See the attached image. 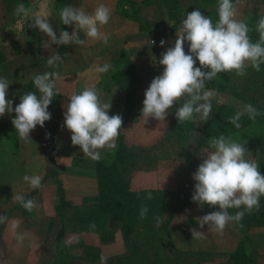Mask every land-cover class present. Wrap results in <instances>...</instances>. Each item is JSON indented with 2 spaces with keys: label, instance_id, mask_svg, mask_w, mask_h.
<instances>
[{
  "label": "crops",
  "instance_id": "obj_1",
  "mask_svg": "<svg viewBox=\"0 0 264 264\" xmlns=\"http://www.w3.org/2000/svg\"><path fill=\"white\" fill-rule=\"evenodd\" d=\"M130 1L139 6L138 14L134 15L133 19L127 18L117 11V0H63L59 8L56 6L57 0H0V77L7 78L10 82L7 98L13 100V107L19 102V96L23 93L36 92L32 77L37 73L44 72V69L40 65L41 63L36 62L33 51L43 48L41 42L47 39L37 29L29 27L30 22L25 23L22 16L16 15L15 9L19 5L23 4L25 7L31 8L34 15L39 18H47L54 30L57 31V35L59 31H68L69 33L72 31L71 27L62 25L59 21V9L65 5L83 7L89 13L100 3L106 4L111 9L109 22L101 28V32L109 37L107 44L100 40H90L81 32L80 38L88 39L85 45H52L51 47L54 50L49 55L58 54L61 57L56 65L51 66L52 71L58 72L60 76L56 82L60 114L54 134L51 132L55 121L52 104L48 108L51 113L50 120L46 121L42 128L37 126L30 132V140H24L18 136L11 124L12 115L6 114L0 117V215L7 216L9 221L0 224V264H42L44 257L51 255V252L47 251L46 244L56 238L57 232L56 230L53 232V229H56L55 226L58 222L53 207L56 187L50 177L45 179V175L51 167L46 148L51 137L54 141V168L65 189V198L70 203L65 214V235L70 232L71 227L69 228L68 225H74L71 222L72 219L77 223V226L85 225L86 228H89L90 222L102 213V211L101 213L96 211L98 206L96 203L98 197L96 168L97 164L104 162L115 149L101 150V159L98 161L83 155L79 146L71 144V133L63 127V105L73 93H79L84 87L92 86L99 93L102 103H110L109 115L119 114L123 118L125 93L113 83L111 78L118 67H122L120 63H116L120 58L128 59L133 63L139 83L145 86V75H142L141 72L147 71L146 69L150 65L148 55L156 47L160 48L162 39L165 41L162 49H167L175 31L171 32L169 29L163 31L161 28L163 27L161 14H164L165 17L164 27L169 26L165 7L158 6L160 7L158 9L154 3L149 2L147 5L144 0ZM262 1L240 0V3L249 9V6L260 7ZM153 9H156V13H160V17L155 12L153 13ZM238 10L243 11L241 8ZM249 15L248 18H251V14ZM158 18L162 20L161 23H158ZM158 25L160 29L157 27ZM17 35L22 38H18ZM5 42L7 47L2 46ZM106 63L111 65L108 72L98 73L95 71L96 67ZM135 92L138 102L133 111V117L136 119L126 122V125L121 129L148 130L150 122L155 119L148 118L146 122L140 113L138 116L136 115L137 108H142L140 101L144 99V92L137 91V89ZM14 96L15 99H13ZM122 133L127 144L137 150L139 158L137 163L142 162L144 160L142 154L146 148H149L146 147L148 141L145 133L133 135L134 143H130L126 132ZM161 162L168 164L166 161ZM259 162L263 163L264 158L260 157ZM171 163L175 162L171 161ZM263 165L261 164V166ZM172 166L171 170L174 172L181 171L178 168L173 169L175 164ZM144 169L143 167L139 168V165L136 164L134 175L132 174L131 178V190L149 189L148 186H138L137 179L145 177ZM152 170L150 167L145 169L146 177L152 182L154 181L155 184L161 183L160 180L166 175L163 168ZM188 174V181L180 179V182L188 187L187 190L182 191L181 197L185 196L190 200L171 214L167 233L175 248L180 252L206 253L210 257H220L224 260L226 255L234 251L241 234L233 223H230L222 233L208 229L207 225L203 228L199 227L198 218L213 210H202L192 202L193 191L189 184L193 181L191 179L193 173L191 171ZM25 175H39L41 181H44L43 187L32 189L23 180ZM32 191H35L32 199L35 200L37 207L31 212L23 207H16L19 203L15 202L12 197L16 194L25 196ZM11 221L19 222V227L15 232L10 229ZM118 225H120L118 221L111 219L107 228L112 231ZM192 229L204 232L205 238L192 237ZM75 233L78 234V232ZM17 235H23L24 239L18 241ZM249 236L254 246L260 251L258 264H264V226L251 228ZM55 253H53V258H56ZM222 261L216 259L215 262L209 264H219ZM52 263L54 264L55 261Z\"/></svg>",
  "mask_w": 264,
  "mask_h": 264
},
{
  "label": "clouds",
  "instance_id": "obj_2",
  "mask_svg": "<svg viewBox=\"0 0 264 264\" xmlns=\"http://www.w3.org/2000/svg\"><path fill=\"white\" fill-rule=\"evenodd\" d=\"M239 2L217 0L215 22L199 9L185 14L179 26L175 27L174 46L168 47L159 57L158 64L163 71L152 79L144 92L140 115L146 122L148 118L164 121L174 106L177 121H206L212 108V92L206 90L207 82L220 73L234 72L237 76H244L249 67L260 71V66L264 64V16H260L255 25L258 39L253 41L248 23L238 18ZM15 13L22 16L25 23L30 22L29 27L47 37L41 42L44 49L52 45H85L88 39L108 43L109 37L101 32V28L109 22L111 9L104 3L98 4L91 13L83 7L72 5L60 8V23L71 27L72 31H59L58 35L48 19L35 16L31 8L20 4ZM168 24L173 28V22L168 21ZM81 32L88 39H81ZM185 44L188 45L187 52ZM164 45L162 39L160 47ZM2 46L7 47L6 42ZM60 60L58 54L48 56L46 66L56 65ZM197 62L199 66H196ZM110 68L111 65L106 63L96 67L95 71L106 73ZM59 79L58 72L35 74L32 82L36 92L23 93L13 107V100L7 98L10 82L0 77V117L12 115L11 124L21 139L30 140V132L37 126L42 128L50 120L48 108L56 95V82ZM63 109V127L71 133V144L79 146L83 155L98 161L101 150L116 148L123 119L119 114L109 115L110 103H102L94 87L86 86L79 93H73ZM244 115L255 120L262 113L255 106L247 104L228 122L238 129ZM198 158L202 162L191 176L194 181L191 200L201 208L207 205L218 209L198 218L200 228L207 225L208 229L222 233L230 223L238 224L246 213L259 210L260 200L264 197V174H261L260 166L251 158L245 144L224 135L212 137L207 147L199 150ZM23 180L32 189L43 187L39 175H25ZM12 199L29 212L37 207L34 199L26 200L20 194ZM229 209L237 211L230 214ZM147 212V207H142L140 218L144 219ZM6 222H9L8 217L0 215V224ZM160 223L157 217V226ZM18 227V221L10 222L13 232ZM191 235L197 239L205 238L204 232L197 229H192ZM16 239L22 241L24 236L17 235ZM101 264H106L103 256Z\"/></svg>",
  "mask_w": 264,
  "mask_h": 264
},
{
  "label": "rangeland",
  "instance_id": "obj_3",
  "mask_svg": "<svg viewBox=\"0 0 264 264\" xmlns=\"http://www.w3.org/2000/svg\"><path fill=\"white\" fill-rule=\"evenodd\" d=\"M179 1L183 9L182 20L185 18L187 12H191L192 9H199L206 16L211 17L213 22L216 21L217 0ZM151 2L152 4L154 3L158 9L160 8L158 7L157 0H151ZM243 6L244 5L240 2L237 4V9L241 8L243 10L242 12L238 10V18L246 20L249 24L251 19L248 17L251 11ZM152 11L156 13V9ZM156 14L160 17L159 12ZM161 17H163V27H161L163 31L166 29L170 30V26L167 28L164 27V14H161ZM161 21L162 20L158 18V23H161ZM157 27L160 29L159 25ZM161 33L163 34V32ZM175 38L174 35L171 41L169 39L170 46L168 44V47L174 46ZM160 48L156 47L153 52L148 55L150 65H148L147 71L141 72L142 75H145V86L138 83L136 86L137 91L145 92L152 79L163 71L162 66L158 64V60L161 53L166 49H162L163 47ZM187 50L188 45L185 44V52H187ZM196 66H199L198 62ZM213 81L221 82L227 87H236L244 94L246 101H241L227 93L209 90L212 92V106H230L236 113L241 110L244 105L251 104L262 113V115L255 118L251 126L235 133L231 137L239 143L249 145L248 150L251 152V158L256 160L257 164L260 166V171H262L264 162L260 163L259 161L260 157L264 158V135L261 134L260 130L255 126V123H257L256 119L264 120V64L260 66L259 72L249 67L246 69V75L244 76H237L234 72L220 73ZM137 100L136 96L134 101L135 106L137 105ZM140 102L142 103L143 101ZM174 108L169 110V114L164 121H151L148 130L136 131L132 129L127 130L125 128L120 130L121 132H126L130 143L135 142L133 135L144 132L147 138L146 140L148 141L146 147L149 148H146V151L142 154L144 160L136 164L139 165V168L143 167L147 169L150 167L153 169L152 171L163 168L166 174L163 176L165 178L160 180L162 181L161 183L157 182L155 184L154 181L152 182L146 177L147 172L144 169L145 177L142 176L137 179L138 186H148L149 189L147 190L152 191V193L149 194L151 199L147 198L148 203L146 207L148 212L145 218L141 219L139 213L131 223L124 226H120L121 224L118 225L116 227L115 241L106 246L101 244L98 236L90 231L89 228H86L85 225L77 226V223L72 219L71 222H73L74 225H68L69 228L71 227L69 230L70 232L64 236L61 243H58L56 238L47 242V251H50L51 255L44 257V263L42 264H53V261H55L54 264H101L100 257L102 256L106 259H112V257L123 258L128 264H209L215 262L216 259L220 261L223 260L222 258L220 259V257L213 258L206 256V253H184L178 251L166 230V223L169 221L171 214L190 200L185 196H183V198L181 197L182 191L187 190L188 187H185L184 184L180 182V179L184 181L189 180L188 173L191 171L194 173L198 165L202 162L198 158L199 150L208 145V140L202 141V138L205 136L204 132H202V130L205 131L202 120L196 119L194 121V129L189 131L187 127L190 121H177L174 116ZM141 109V107L137 108V116L141 113ZM132 119L136 118L133 117ZM161 161H166L168 164L162 163ZM171 161L175 162L173 169H181L180 172L171 170L173 167L172 165H174ZM261 164L263 166H261ZM179 173L181 174L179 175ZM132 174L134 175V170L129 177L130 189ZM189 185L193 191L194 181L190 182ZM96 211L101 213L99 205ZM235 211H237V209H235ZM157 217H159L161 221L159 226H157ZM263 223L264 206L258 211H252V217L249 220V224L252 225L251 228H259ZM57 224L53 232L59 230L60 225L58 222ZM75 232H78V234ZM57 249H59L58 254L55 253L56 258H53V253L56 252ZM257 254L259 256L260 251L257 250Z\"/></svg>",
  "mask_w": 264,
  "mask_h": 264
},
{
  "label": "trees",
  "instance_id": "obj_4",
  "mask_svg": "<svg viewBox=\"0 0 264 264\" xmlns=\"http://www.w3.org/2000/svg\"><path fill=\"white\" fill-rule=\"evenodd\" d=\"M63 0H57L56 6L59 8L60 3ZM235 0H233L234 2ZM145 4H149L151 0H144ZM159 6L165 7L167 9V19L173 22V28L170 27V31L174 32L175 27H178L182 21V8L179 0H157ZM117 11L127 18H134V15L138 14L139 6L130 0H117L116 5ZM194 9H192L193 11ZM251 11V21L249 22V28L251 29L249 35L253 41L258 39V33L255 31V25L260 16H264V0L260 7L249 6ZM53 48L48 47L38 48L33 51L34 58L36 62L43 67L44 71L53 72L51 67L46 66V59L49 53L52 54ZM120 63L122 67L118 69L111 76L113 83L125 93V104L123 108V125L126 122L131 121L133 118V111L135 109V99H136V86L139 83V78L137 71L132 62L128 59L120 58L116 61ZM206 89L214 90L219 93H227L241 101H246L244 94L238 90L236 87H227L225 84L216 81H209L206 83ZM56 95L53 97L52 105L54 111V123L52 127V134L55 132L56 122L59 118L60 109L58 106V98ZM235 114L234 110L230 106L218 105L212 106L209 118L204 121L202 120L203 126L205 128V136L202 141H207L212 137H219L224 135L225 137H232L235 133L240 132L254 123V120L249 119L248 116H242L239 123L240 128H235L231 123L228 122L229 118ZM257 123L255 126L260 130L261 134L264 135V120L256 119ZM194 121H190L187 130L194 129ZM245 144V143H243ZM247 144L245 147L248 149ZM47 156L50 164V169L45 175V179L51 178L55 184L56 190L53 199V207L55 214L58 218V223L60 225L59 230L56 234V240L61 243L65 236V213L70 207V203L65 198V189L62 182L58 178V172L54 168V141L51 137L47 142ZM138 161L137 150L128 145L124 134L120 131V135L116 140V148L113 154L108 155L104 162H99L96 168V183L98 188V197L96 198V203L101 208V215L94 218L90 224L89 229L95 235L98 236L101 244L103 246L113 243L116 239V229L109 230L107 224L109 220L114 219L118 221L121 225L131 223L136 216L140 213L142 207L147 206V198L152 191L147 189L141 190H131L129 188L130 174L133 172L136 163ZM264 174V167L261 171ZM44 179V180H45ZM44 181L42 180V183ZM35 191L24 196V198L32 199ZM264 206V197L260 200V208ZM16 207H22L18 204ZM202 210H218L214 207H209L207 205L201 208ZM230 214H235V209L228 210ZM254 214V213H253ZM252 217L251 213H246L243 219L237 224L233 223L234 227L240 232L241 238L238 241L234 251L224 257V260L219 264H258V254L256 247L253 244L251 237L249 236V230L252 225L249 224V220ZM94 225L95 227H92ZM264 225V223H263ZM168 222L166 223L167 230ZM58 247V245H57ZM56 250V254H58ZM178 252V251H177ZM180 253V252H179ZM206 256H209L206 254ZM212 256V255H211ZM100 257V256H99ZM98 257V259H99ZM96 260V259H95ZM99 261V260H98ZM101 261V257H100ZM106 264H128L125 259L112 257V259H106Z\"/></svg>",
  "mask_w": 264,
  "mask_h": 264
}]
</instances>
